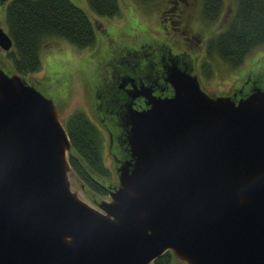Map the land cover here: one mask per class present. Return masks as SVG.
Segmentation results:
<instances>
[{"label": "water", "instance_id": "water-1", "mask_svg": "<svg viewBox=\"0 0 264 264\" xmlns=\"http://www.w3.org/2000/svg\"><path fill=\"white\" fill-rule=\"evenodd\" d=\"M166 79L171 95L127 108L128 156L94 207L71 188L59 108L0 67V264H264V87L212 95L174 59Z\"/></svg>", "mask_w": 264, "mask_h": 264}, {"label": "rangeland", "instance_id": "rangeland-1", "mask_svg": "<svg viewBox=\"0 0 264 264\" xmlns=\"http://www.w3.org/2000/svg\"><path fill=\"white\" fill-rule=\"evenodd\" d=\"M73 1L94 19L98 32L95 44L78 48L62 38L51 37L45 41L41 49L40 69L21 75L46 96L52 98L59 108L63 124L68 114L76 108L84 110L95 121L101 130L103 158L111 169L110 179L113 182L117 181V171L108 147V136L91 109L94 101L98 105L95 90L99 87V72L112 46L139 44L156 36L165 38L175 46L173 51L185 49L188 53L190 52L189 57L193 63L195 62L194 71L199 76L201 87L212 95L231 94L240 83L244 82L245 76L251 72H255L253 76H257L258 68L261 66L258 62L264 59V45L251 51L236 68L229 67L217 57H206L204 51L207 37L220 29L223 24L203 21L199 16V9L195 6L199 0H188L187 6V0H181L183 4H178L176 0L156 2L118 0L119 12L112 16L96 15L89 7L87 0ZM222 1L223 14L228 16L235 7L236 0ZM166 9H172L177 13L170 23L163 18V11ZM0 25L6 30L3 10H0ZM104 29L107 33L103 34L109 35L112 42L107 39L108 37L105 38L100 34ZM9 64L10 59L6 51L0 47V67L7 68ZM71 188L94 207H99L100 200L109 198L108 193L100 194L84 189L73 173Z\"/></svg>", "mask_w": 264, "mask_h": 264}, {"label": "trees", "instance_id": "trees-1", "mask_svg": "<svg viewBox=\"0 0 264 264\" xmlns=\"http://www.w3.org/2000/svg\"><path fill=\"white\" fill-rule=\"evenodd\" d=\"M176 1L183 4L181 0ZM87 2L99 16L119 12L118 0ZM186 3L189 5L188 0ZM195 6L203 21L223 24L207 37L206 57H217L229 67L236 68L251 51L264 45V0H236L228 16L223 14L222 0H199ZM166 10L163 18L170 23L177 13ZM3 12L6 30L12 39L11 48L5 50L10 59L9 67H3L7 72L26 74L39 70L41 49L51 37L62 38L78 48L90 47L96 42L98 32L94 19L73 0H8ZM64 125L70 138L68 159L72 173L84 189L107 194L116 181L110 179L111 169L103 158L100 128L80 108L68 114ZM152 264L184 263L176 259L172 251L166 250L154 258Z\"/></svg>", "mask_w": 264, "mask_h": 264}, {"label": "flooded vegetation", "instance_id": "flooded-vegetation-1", "mask_svg": "<svg viewBox=\"0 0 264 264\" xmlns=\"http://www.w3.org/2000/svg\"><path fill=\"white\" fill-rule=\"evenodd\" d=\"M6 1L0 0V10H3V4ZM103 33H107L106 29L100 34L110 39L109 35L105 36ZM110 41L112 42L111 39ZM173 47L175 46L167 39L156 36L139 44L112 46L110 54L104 59L99 72V87L95 90L98 105L94 101L91 109L92 114L98 118L96 119L107 133L108 147L115 160L121 161L128 156L129 152L124 127L127 108L148 107L147 98L143 93L138 92L142 88H149L156 96L171 95L173 87L166 79L167 66L172 59L181 67L189 66L190 52L188 53L185 49L173 51ZM260 64L257 76H253L255 72L245 76L244 82L235 88L232 95L235 97L244 95L243 93L254 82L261 81L264 87V59L258 62V65Z\"/></svg>", "mask_w": 264, "mask_h": 264}]
</instances>
